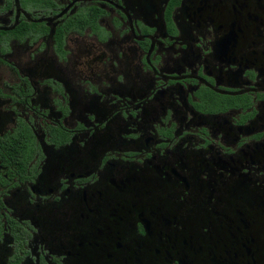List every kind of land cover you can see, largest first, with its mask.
Wrapping results in <instances>:
<instances>
[{
  "label": "flooded vegetation",
  "instance_id": "1",
  "mask_svg": "<svg viewBox=\"0 0 264 264\" xmlns=\"http://www.w3.org/2000/svg\"><path fill=\"white\" fill-rule=\"evenodd\" d=\"M0 264H264V0H0Z\"/></svg>",
  "mask_w": 264,
  "mask_h": 264
}]
</instances>
